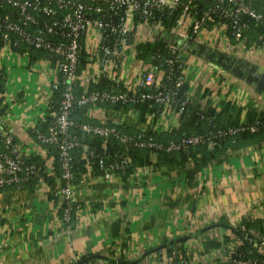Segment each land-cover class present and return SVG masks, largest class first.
<instances>
[{
	"label": "crops",
	"instance_id": "0c3cea01",
	"mask_svg": "<svg viewBox=\"0 0 264 264\" xmlns=\"http://www.w3.org/2000/svg\"><path fill=\"white\" fill-rule=\"evenodd\" d=\"M212 26L194 36L186 31L142 34L152 42L181 46L189 64L187 93L194 105L219 112L228 101L242 108L241 120L251 108L264 111V45L230 41ZM38 57L30 53L18 64L13 53L6 62L17 101L2 106L0 127L52 166L54 156L29 132L45 111L41 91L47 78L41 76L39 64L33 71L26 65ZM121 115L108 105L98 110L99 117L112 122L124 119ZM170 122L173 129L178 127V116L171 115ZM128 124L120 126L134 132ZM147 165L111 182L92 170L82 174L73 185L79 207L69 229L61 222V205L52 193L58 183L54 171L48 175L57 180L52 184L0 192V264H161L177 258L186 264H225L232 245L239 244L240 220L247 215L263 223L264 204H259L264 203V140L229 150L194 175L191 165L172 170Z\"/></svg>",
	"mask_w": 264,
	"mask_h": 264
},
{
	"label": "built area",
	"instance_id": "2783aa9c",
	"mask_svg": "<svg viewBox=\"0 0 264 264\" xmlns=\"http://www.w3.org/2000/svg\"><path fill=\"white\" fill-rule=\"evenodd\" d=\"M212 1L213 5L200 12L198 0H0V10L12 8L9 12H0V75L5 80L3 93H0L3 98L0 110L7 100L17 101L8 83L9 76L12 77L10 65H6L10 55L15 53L21 64L25 55L39 51L38 59L26 65L33 71L35 63L39 64L41 76L47 78L45 89L41 91L45 111L36 124L30 125L29 132L34 133L33 138L39 145L57 149L60 179L64 184L57 181L52 193L62 207L60 219L66 229L72 226V214L76 217L79 207L73 188L72 151L80 148L83 159L94 156L89 140H100L98 168L101 177L111 182L125 176L132 166L135 150L150 151L147 167H152L157 161V152H182L199 145L213 149L227 136L243 131L255 133L264 127V120L256 119L253 123L243 122L205 135H184L168 142L158 141L150 133L171 132L170 116L180 118L184 112L190 98L188 93L181 97L180 91L187 83L189 64L176 43H165L162 53L141 59L139 46L152 42L142 34L144 30L159 31L163 35L169 31L174 35L186 31L194 36L206 31L207 22L218 17L212 29L226 33L230 27L234 42L243 43L250 25L243 17L264 28V0ZM178 7L181 11L174 26L166 29L156 18L157 12H171ZM260 39L264 45V37ZM83 52L86 63L79 70ZM101 80L106 81V85H102ZM56 92L59 94L57 108L54 106ZM138 104L158 108V117L155 118L151 110L140 121L135 108ZM103 105H109L124 119L112 122L99 117L98 110ZM76 108L86 109L85 121L76 120ZM38 123L45 124V131L36 128ZM122 123L131 124L135 131H122L119 127ZM111 141L120 148L109 149ZM0 142L3 146L0 188L13 186L20 191L30 178L46 184L44 175L53 174L51 164H44L42 168L30 162L35 155L25 150L3 127H0ZM89 172L91 167L86 165L83 175ZM252 220L255 219L246 215L237 224V230L242 232L243 241L261 257H244L239 252V243L232 245L225 264H264V230L249 228L243 222ZM261 220L264 226V216ZM80 264L99 263L88 260ZM161 264L186 263L181 260Z\"/></svg>",
	"mask_w": 264,
	"mask_h": 264
},
{
	"label": "trees",
	"instance_id": "16d2710c",
	"mask_svg": "<svg viewBox=\"0 0 264 264\" xmlns=\"http://www.w3.org/2000/svg\"><path fill=\"white\" fill-rule=\"evenodd\" d=\"M214 4L212 0H198L197 9L201 12L205 10L207 7ZM12 8L8 7L6 10H0L1 13L9 12ZM180 7L176 8L171 12L164 11L163 13L157 12L156 18L162 23V25L166 29H171L174 24L175 20L177 19L178 15L180 14ZM199 13V12H198ZM218 17H215L213 20H209L207 26L213 25ZM245 21H248L249 25V32L245 37V43L251 44V42H258L260 43L262 40L260 37H264V28L256 26L253 20L243 17ZM226 35L229 37L230 41H234V36L232 35L231 28L229 27L226 30ZM165 43L161 40H156L154 42L145 43L139 46V57L141 59H148L152 53H162V49L164 48ZM41 53L39 51H34L33 56H40ZM86 54L83 52L80 57V66L79 70H81L86 63ZM102 85H106V81L101 80ZM4 78L0 75V93H3L4 90ZM79 90L81 88L79 87ZM78 90V91H79ZM188 88L187 85H184L182 90L180 91V96L183 97V94H187ZM59 99V94L56 92L54 94V100L56 104L54 105L57 108V100ZM3 101V98L0 97V103ZM107 106V105H103ZM109 106V105H108ZM136 110L138 111V119L140 121L144 120V117L147 111H153L155 113V118L158 117V108H151L148 104H138L135 106ZM86 109L76 108L74 112V116L78 121H85L83 118V113ZM3 109L0 110V112ZM242 115V108L231 104L228 101H223L221 103V109L217 112L215 109L211 108L210 106L205 105L201 107L200 105L188 101L186 104L184 112L181 114L179 118L178 127L174 128L171 132H160L155 133L151 132V135L158 141L168 142L170 140H176L182 136L188 135H205L210 132H214L220 129H227L228 127H235L238 126L240 123L247 122L253 123L256 119L264 120V111L257 110L255 108H251L247 111V115L245 119L241 120ZM122 131L127 133H132L128 131L127 127L119 126ZM40 131H45V124L38 123L37 127ZM30 134L34 137V133L30 131ZM264 140V127L259 128V130L255 133H251L249 131H243L233 136H227L220 140V142L213 148L208 149L205 145H199L195 148H191L187 151L182 152H172V153H165V152H157V161L153 164L155 167H166L168 169H183L188 166H192L191 173L192 175L195 174L196 170L201 166L208 164L211 161H217L220 159L221 156L226 157L228 151H237L241 150L244 147L254 145L260 143ZM89 146L91 149L95 151L94 156H90L87 159H83L80 157L81 149L76 148L72 151L73 157V182L74 184L79 183L81 175L86 172V165L91 167L93 174H101V170L98 168V158L97 156L101 153V144L100 140L92 139L88 141ZM46 148L52 156H54L53 162V171L56 176V179L60 184H64V181L60 179V163L58 161V154L57 149L54 146H43ZM112 147H119L117 144H114L113 141L109 144V149L112 150ZM120 148V147H119ZM3 149V146L0 142V150ZM150 151L148 150H135L132 154V166L127 170L126 174L131 173L133 169L139 166H143L146 164H150ZM30 162L36 163L39 167L43 168L44 159L35 156L30 159ZM45 181L47 184H52L55 181L54 177L48 176L47 174L44 175ZM37 183L36 178H30L27 182L23 183V189L31 188ZM13 186H6L0 188V192L4 190L13 189ZM60 216H62V207L60 208ZM72 218L75 220L74 213L72 214ZM244 224L249 228H255L259 230H264L263 223L251 222V221H243ZM240 233H242L240 231ZM239 233V234H240ZM240 238V246L239 252L242 253L244 257H253V258H260V254L252 250V248L242 240V236ZM183 259H175L174 263L181 261ZM88 261V260H87ZM112 264H127V262L122 263L120 260L118 262H112ZM133 264H136L133 262Z\"/></svg>",
	"mask_w": 264,
	"mask_h": 264
},
{
	"label": "water",
	"instance_id": "95a60500",
	"mask_svg": "<svg viewBox=\"0 0 264 264\" xmlns=\"http://www.w3.org/2000/svg\"><path fill=\"white\" fill-rule=\"evenodd\" d=\"M237 235H239L241 237V235L237 232ZM243 240V239H242Z\"/></svg>",
	"mask_w": 264,
	"mask_h": 264
}]
</instances>
